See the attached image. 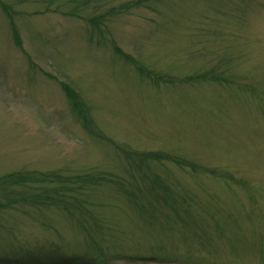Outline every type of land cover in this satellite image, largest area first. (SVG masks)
Listing matches in <instances>:
<instances>
[{"label":"rangeland","instance_id":"1","mask_svg":"<svg viewBox=\"0 0 264 264\" xmlns=\"http://www.w3.org/2000/svg\"><path fill=\"white\" fill-rule=\"evenodd\" d=\"M2 183L0 264H264V0H0Z\"/></svg>","mask_w":264,"mask_h":264},{"label":"trees","instance_id":"2","mask_svg":"<svg viewBox=\"0 0 264 264\" xmlns=\"http://www.w3.org/2000/svg\"><path fill=\"white\" fill-rule=\"evenodd\" d=\"M19 175V174H17ZM44 176H50V174L45 173ZM59 176V175H58ZM63 176V175H62ZM60 177V176H59ZM62 178V177H61ZM63 179H60L62 182H65ZM46 181H51L52 178H44ZM88 178H85V181H87ZM65 188V187H63ZM44 189V188H43ZM27 190V189H25ZM47 191L41 192L39 194H33V192H21L17 195H10V192L7 191L5 183L0 184V206L2 205H12L15 203H18L19 201H30L35 202L37 200H42L41 203H60V202H70L68 200H65V196L67 195L64 193V191L61 192V190L56 189L53 192L56 193H48L51 190L49 188L46 189ZM68 204V203H65Z\"/></svg>","mask_w":264,"mask_h":264}]
</instances>
